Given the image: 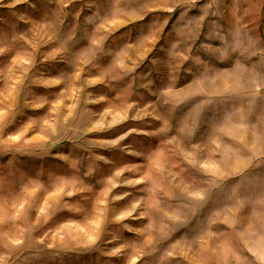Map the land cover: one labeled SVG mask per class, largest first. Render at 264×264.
<instances>
[{
	"label": "rangeland",
	"instance_id": "1",
	"mask_svg": "<svg viewBox=\"0 0 264 264\" xmlns=\"http://www.w3.org/2000/svg\"><path fill=\"white\" fill-rule=\"evenodd\" d=\"M0 264H264V0H0Z\"/></svg>",
	"mask_w": 264,
	"mask_h": 264
}]
</instances>
